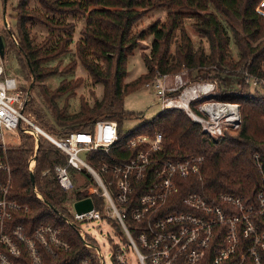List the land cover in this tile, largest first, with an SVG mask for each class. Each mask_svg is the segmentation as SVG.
Instances as JSON below:
<instances>
[{
  "label": "trees",
  "instance_id": "obj_1",
  "mask_svg": "<svg viewBox=\"0 0 264 264\" xmlns=\"http://www.w3.org/2000/svg\"><path fill=\"white\" fill-rule=\"evenodd\" d=\"M261 1L18 0L14 8L16 30L12 27L9 31L6 47L9 45L17 49L34 78L32 90L53 114L57 125L49 126L45 110L39 106L37 99L29 104L27 102L24 110L33 112L43 127L59 135H67L73 130H93L98 119L117 120L122 140L138 133L153 134L160 130L163 134L162 145L159 150L153 151V156L171 159L192 154L205 156L202 177L182 178L184 187L175 196L181 197L188 190H195L210 201L218 202L220 192H230L241 195L247 203L255 202L257 193L264 188L261 173L254 162V155L258 154L264 168V93L252 88L247 77L264 78V13L257 9ZM162 6L167 8L165 20H156L141 31L133 30L147 9ZM261 8L264 10V5ZM218 12L232 20L231 33ZM79 16H84L85 24L76 41V54L93 82L103 83L104 94L102 98H96L93 104L83 98L79 110L71 114L59 105L58 99L75 93V89L84 83V78L63 76L55 88L49 87L45 80L57 72L54 66L47 65L48 62L70 50L74 42L75 18ZM187 19H194L193 26L197 32L208 39L210 52L195 48L185 29ZM40 24L47 28V35L37 41L32 29ZM177 30L180 32L179 41L172 51ZM11 33L17 36L18 42L11 37ZM149 33L153 35L151 50L144 54L148 71L137 80L126 82L128 55L138 46V41L145 39ZM232 38L239 50L237 59L231 53ZM76 66L77 60L72 59L62 71L70 73ZM183 70L188 82L215 80L216 100L238 103L239 127H227L221 136L209 138L201 124L184 109L173 107L162 108L151 120L124 133L123 120L131 115L124 108L125 95L141 83L146 84L158 72L174 74ZM197 103L193 102L192 107L200 112ZM20 133L21 144L7 149L12 167L10 197L28 204V208L15 210L11 223H22L28 233L42 222L62 227L63 236L72 247L56 255L46 253L44 264H78L86 258L99 264L95 249L86 246L78 232L79 222L73 224L65 219L74 220V215L67 205V191L56 177L55 165L66 163L67 156L48 138L40 135L36 164L31 171L29 159L36 140L32 134ZM135 151V148L124 144L109 152H89L87 157L97 165L100 158L122 160L131 157ZM82 171L86 180L77 190L76 198L91 197L95 207L104 212L106 201L101 187L87 169L83 168ZM32 174L35 184L32 183ZM34 186L43 200L35 192ZM141 191L138 188L135 197ZM255 218L264 230V214ZM113 223L117 222L113 220ZM127 223L136 237L139 233L136 222L128 217ZM224 233V228L217 227L202 264H212L214 249L222 243ZM87 239L96 243L89 235ZM23 260L24 264H32L26 254Z\"/></svg>",
  "mask_w": 264,
  "mask_h": 264
},
{
  "label": "built area",
  "instance_id": "obj_2",
  "mask_svg": "<svg viewBox=\"0 0 264 264\" xmlns=\"http://www.w3.org/2000/svg\"><path fill=\"white\" fill-rule=\"evenodd\" d=\"M263 5L264 0L257 8L262 13ZM11 28L5 14L0 34ZM11 37L18 42L14 33ZM3 56L0 51V66ZM247 80L264 89V78L249 75ZM145 85L156 91L162 108L184 109L201 124L209 138L221 136L227 127L237 128L240 125L237 103L216 100L215 80L188 82L183 70L174 74L158 72ZM204 97L208 99L197 103L200 112H196L192 103ZM29 99V92L21 88L16 76L0 78V264H24V254L32 264H44L46 253L56 255L72 247L64 238L61 226L42 222L28 233L22 223H11L15 210L28 208V204L10 197L12 167L7 149L21 144V131L32 134L36 140L29 161L31 171L36 164L38 138L43 135L67 156L66 163L55 165L56 177L65 191L75 187L71 168L87 169L101 187L106 201L104 212L95 205L84 212H78L74 207V220L65 218L73 224L79 222L78 232L84 244L95 249L99 264H105L104 254L96 243L87 239L89 233L83 229L81 222L104 216L115 219L126 233L125 245H114V264H133L129 256L130 248L136 252L140 264H202L217 227L224 228L225 233L222 243L214 249L212 264H263L264 230L255 217L264 214V188L252 203L230 192H220L218 202L210 201L195 190H188L185 195L177 197L175 195L184 187L182 178L202 177L203 154L178 159L157 158L153 156V151L161 148L163 134L160 130L153 134L138 133L122 140L115 119H98L93 130H73L67 135L57 136L25 112ZM220 105H224L225 109L226 105H235L236 110H220ZM6 130L13 135L18 134L19 142H10ZM124 144L136 149L127 159L109 161L100 158L95 165L88 157L81 156L83 151L88 156L89 152H109ZM254 162L264 184V168L258 154L254 155ZM138 188L142 191L135 197ZM34 190L43 200L36 186ZM77 200L75 197L69 201L74 204ZM128 217L137 224L139 233L136 237L128 226ZM78 264L94 262L86 258Z\"/></svg>",
  "mask_w": 264,
  "mask_h": 264
},
{
  "label": "rangeland",
  "instance_id": "obj_3",
  "mask_svg": "<svg viewBox=\"0 0 264 264\" xmlns=\"http://www.w3.org/2000/svg\"><path fill=\"white\" fill-rule=\"evenodd\" d=\"M18 0H7L6 4L4 0H0V26L4 19V14L8 16V20L11 23V26L14 30H16L17 19L15 14V6L17 5ZM220 14L224 24L228 27L230 33V25L232 24V20L224 15L222 12H218ZM167 16V8L166 7H156L147 9L146 13L141 17V19L134 25V31H141L146 29L151 23L156 20H165ZM76 27L74 31V42L72 43L70 50L65 55L48 62L47 65L54 66L56 69V73L48 78H46L45 82L49 87L55 88L60 84L63 76L68 78H84V83L75 89V93L72 95H64L58 99L59 105L63 108L65 107L68 113H74L79 110L82 99H86L90 104H93L96 98H102L104 94V85L100 82H93L92 78L88 74V70L85 68L81 60L77 57L76 54V41L79 39L81 35V29L85 24L84 16H79L75 18ZM194 19H187L185 22V29L191 36L195 48H202L206 53L210 52L209 41L206 37L202 36L195 27L193 26ZM33 33L37 36V41H41L47 35V28L43 25L33 26ZM5 36L9 37V31L5 30L2 32ZM180 32L177 30L175 32L174 40L171 46L172 51L176 47V43L179 41ZM153 39V35L149 33L145 39H140L138 41V46H136L132 53L128 55L127 58V75L126 82H133L145 75L148 71V66L144 59V54L149 53L151 50V41ZM232 56L237 59L239 58V50L237 45L235 44L233 38L230 44ZM77 60L76 69L70 73H64L62 70L66 68L68 63L72 60ZM5 75H14L19 80L20 86L24 91H28L30 94V100H28V104L33 100L37 99L39 106L45 110L46 120L49 126H56L55 117L51 112H49L45 106L43 101L35 94V90H32L34 78L29 73L24 61L19 56L17 49L14 46H7L5 48V54L3 56V63L0 66V78ZM187 78V76H186ZM170 83V82H168ZM257 88L259 92L264 93V89L261 86H256L252 83V88ZM208 98L204 97L202 100H198V102H202L207 100ZM233 103V102H232ZM238 105V103H237ZM124 108L129 111L131 114L129 117L125 118L122 123V130L124 133H128L131 129L141 125L142 123L151 120L154 116H156L162 110V104L159 101V98L156 94V91L153 88L147 87L144 83H141L135 89L130 90L124 98ZM237 112H240L239 106L237 107ZM236 110V109H235ZM25 112L35 118L37 123L40 124L37 117L33 112H30L28 109ZM43 127V126H42ZM44 129H48L43 127ZM57 128H59L57 126ZM55 135L59 136V134L52 132ZM7 139L10 142L18 143L19 135H13L11 132L6 130ZM34 153V152H33ZM32 156V155H31ZM30 156V159H31ZM81 156L86 159V153L81 152ZM29 159V161H30ZM30 168V167H29ZM70 172L72 174L75 187L67 192L68 194V202L67 205L69 210L74 212V204L69 201L76 197V192L80 188L81 184L85 182L86 175L82 171V169L71 168ZM115 220V219H113ZM113 220L108 219L106 216L97 219H91L82 221L83 229L89 233V235L96 241V244L101 248L105 264H114L112 260V254L114 251V245L120 244L121 246L125 245V237L126 233L121 228L118 223H113ZM129 256L132 260L133 264H140L139 259L137 257L136 252L130 248Z\"/></svg>",
  "mask_w": 264,
  "mask_h": 264
},
{
  "label": "water",
  "instance_id": "obj_4",
  "mask_svg": "<svg viewBox=\"0 0 264 264\" xmlns=\"http://www.w3.org/2000/svg\"><path fill=\"white\" fill-rule=\"evenodd\" d=\"M4 2L6 4L7 0H4ZM5 47H6V36L4 34H0V51L3 55L5 52ZM35 158H36V155H35ZM32 183L35 184L34 174H32ZM74 207L76 211L84 212V211L92 209L94 207V203L91 197H86V198H82V199L75 201Z\"/></svg>",
  "mask_w": 264,
  "mask_h": 264
},
{
  "label": "bare ground",
  "instance_id": "obj_5",
  "mask_svg": "<svg viewBox=\"0 0 264 264\" xmlns=\"http://www.w3.org/2000/svg\"><path fill=\"white\" fill-rule=\"evenodd\" d=\"M227 106V111L228 112H234L235 111V105H226ZM228 106H230V107H228ZM218 110H219V108H217ZM221 109H224V110H226L225 108H224V105H220V110ZM223 111V110H222Z\"/></svg>",
  "mask_w": 264,
  "mask_h": 264
},
{
  "label": "crops",
  "instance_id": "obj_6",
  "mask_svg": "<svg viewBox=\"0 0 264 264\" xmlns=\"http://www.w3.org/2000/svg\"><path fill=\"white\" fill-rule=\"evenodd\" d=\"M73 202V201H72Z\"/></svg>",
  "mask_w": 264,
  "mask_h": 264
}]
</instances>
